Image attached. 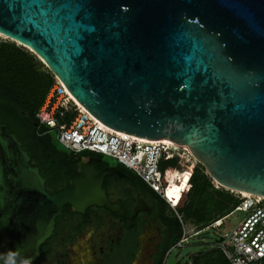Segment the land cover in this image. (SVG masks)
<instances>
[{
	"label": "water",
	"instance_id": "95a60500",
	"mask_svg": "<svg viewBox=\"0 0 264 264\" xmlns=\"http://www.w3.org/2000/svg\"><path fill=\"white\" fill-rule=\"evenodd\" d=\"M0 35L105 127L182 147L220 188L264 197V0H0ZM79 174L50 195L0 124V264L33 263L65 206L119 213L101 186L122 173L89 160Z\"/></svg>",
	"mask_w": 264,
	"mask_h": 264
},
{
	"label": "trees",
	"instance_id": "16d2710c",
	"mask_svg": "<svg viewBox=\"0 0 264 264\" xmlns=\"http://www.w3.org/2000/svg\"><path fill=\"white\" fill-rule=\"evenodd\" d=\"M54 83L53 76L31 53L10 41L0 40V124L15 135L21 149L30 158L31 167L39 169L45 180V189L50 195L61 192L69 186V181L77 175V164L82 158L93 156L89 153L73 155L61 147L52 132L40 126L35 114ZM72 107V106H71ZM68 113L67 115H69ZM100 157V156H99ZM186 161H179L176 169L167 172L166 184L169 195L179 200V193L186 187L190 168L184 169ZM135 186L144 187L156 198L163 209L166 205L132 172ZM240 195L222 188L214 189L212 180L204 169L197 165L190 182L184 206L179 214L184 224L195 227L197 232L210 224L228 216L240 203ZM170 211V210H169ZM171 212V211H170ZM176 226V234L167 250L181 238V227L171 213ZM163 256L157 264H162ZM186 264H229L221 251L215 247L199 250ZM264 264V259L261 261Z\"/></svg>",
	"mask_w": 264,
	"mask_h": 264
},
{
	"label": "built area",
	"instance_id": "2783aa9c",
	"mask_svg": "<svg viewBox=\"0 0 264 264\" xmlns=\"http://www.w3.org/2000/svg\"><path fill=\"white\" fill-rule=\"evenodd\" d=\"M54 83L35 114V120L50 132L55 133L57 143L73 155L89 153L113 158L122 168L135 174L170 210L181 227V238L172 247L179 249L188 236L180 209L184 206L196 161L182 147L164 143L144 142L136 137L116 133L98 122L73 101L65 87L53 77ZM72 106V107H71ZM70 113L69 115H67ZM186 155L190 168L186 187L179 193V200L169 195L166 174L179 164L180 155ZM214 189L220 187L212 182ZM239 205L229 214L242 212L244 219L231 231L224 234L215 248L222 252L229 264H261L264 259V198L240 195ZM228 215V216H229ZM226 216V217H228ZM225 217V218H226ZM210 224L206 229H219L225 219Z\"/></svg>",
	"mask_w": 264,
	"mask_h": 264
},
{
	"label": "flooded vegetation",
	"instance_id": "af4514ba",
	"mask_svg": "<svg viewBox=\"0 0 264 264\" xmlns=\"http://www.w3.org/2000/svg\"><path fill=\"white\" fill-rule=\"evenodd\" d=\"M89 160L98 172L110 168L102 164V157L82 158L77 164V175L69 185L80 176V165ZM115 169L124 176L107 175L101 187L109 203L119 208V213L91 206L84 214H77L65 206L55 220L52 236L31 264H134L144 238L148 241L149 263L157 264L163 256L162 264H165L172 249L167 248L176 234L170 214L144 187L134 185L131 174Z\"/></svg>",
	"mask_w": 264,
	"mask_h": 264
},
{
	"label": "rangeland",
	"instance_id": "374dc122",
	"mask_svg": "<svg viewBox=\"0 0 264 264\" xmlns=\"http://www.w3.org/2000/svg\"><path fill=\"white\" fill-rule=\"evenodd\" d=\"M0 40H5V38L0 36ZM20 47L19 45L15 44ZM26 50V49H25ZM28 51V50H27ZM29 52V51H28ZM30 53V52H29ZM55 136V133L52 132ZM103 165H106L110 168H120L121 166L110 157H102L101 160ZM170 217H172L171 213L168 210ZM173 214V213H172ZM245 214L242 212H234L228 217H226L222 226L215 229H205L200 231L198 234L187 238L186 242L179 249H173L169 252L168 257L165 261V264H172L173 262H177V264H185L189 261L190 257L197 253L199 250L206 248H212L216 246V242L219 238H221L224 234L229 235L232 230L236 228V226L244 219ZM185 229L188 230L187 235L191 236L192 232L195 231V227L190 224H185ZM182 234V233H181ZM148 241L144 238V240L140 241V250L137 254L134 264H150L147 256H148Z\"/></svg>",
	"mask_w": 264,
	"mask_h": 264
},
{
	"label": "bare ground",
	"instance_id": "6f19581e",
	"mask_svg": "<svg viewBox=\"0 0 264 264\" xmlns=\"http://www.w3.org/2000/svg\"><path fill=\"white\" fill-rule=\"evenodd\" d=\"M0 36H2V35H0ZM69 95L71 96V98L73 99V101L76 103V105H78L80 108H82V109H84L83 108V106L82 105H80L77 101H76V99L69 93ZM85 110V109H84ZM98 121V120H97ZM99 122V121H98ZM108 128V127H107ZM109 130H111L110 128H108ZM111 131H113V130H111ZM115 132V131H114ZM117 133V132H116ZM138 139H140V138H138ZM140 140H142V141H144V142H156V143H164V144H167V145H171V146H173V147H179V146H177V145H174V144H172V143H169V142H166V141H148V140H144V139H140ZM179 161H186V162H188V159H187V157H186V155H180V159H179ZM241 195L243 196V197H246V196H251L250 194H248V193H241ZM258 197H260V198H264L263 196H258Z\"/></svg>",
	"mask_w": 264,
	"mask_h": 264
}]
</instances>
